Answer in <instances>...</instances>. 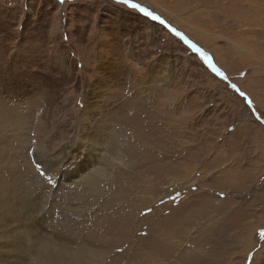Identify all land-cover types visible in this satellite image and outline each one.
Masks as SVG:
<instances>
[{"label":"rangeland","instance_id":"rangeland-1","mask_svg":"<svg viewBox=\"0 0 264 264\" xmlns=\"http://www.w3.org/2000/svg\"><path fill=\"white\" fill-rule=\"evenodd\" d=\"M134 2L165 24L117 0H0V203L49 215L19 264H264V0ZM119 179L105 212L93 193Z\"/></svg>","mask_w":264,"mask_h":264},{"label":"bare ground","instance_id":"bare-ground-1","mask_svg":"<svg viewBox=\"0 0 264 264\" xmlns=\"http://www.w3.org/2000/svg\"><path fill=\"white\" fill-rule=\"evenodd\" d=\"M251 22L253 23L257 22V20L255 21L252 20ZM125 140L126 139L122 138L117 132H116V135L112 134V140H111L112 147L114 148V150L115 149L117 150V151L115 150V156L122 155L121 153L122 150L124 151V148L127 147V145H124ZM88 144L90 147H92L93 143L90 142ZM48 153H49L48 151L44 153V158H45L44 160L46 161L41 162L44 172L50 171L52 167L51 162L48 161V157H47ZM87 154H88V157H90L91 151L88 150ZM105 162L111 164L109 159H107ZM119 165H122V164H119ZM118 184L120 185L119 194L116 192L115 194L110 193L109 191L110 189L108 190L107 188L106 189L103 188L101 189V191H98L97 193H93V196H94L93 201L98 202L99 198H103L106 200V201L101 202V204L99 205V206H102L101 209L103 211L105 212L108 211L109 209H111V207L109 208V205H113L114 201L124 197V195L121 193V190L127 187L126 182L124 179H119ZM88 194L90 195L91 193H88ZM84 196H86V193ZM6 202H8L7 197L3 198V201L0 203L2 205L1 207H4L6 209L8 208L4 215L6 216L5 218L2 215V213L4 212H0V264H19L21 259L27 258L29 255H35L37 253L36 250L34 251L33 244L35 243L34 239L36 238L35 234L37 232L36 226L38 224L37 223L38 221L36 220L37 216H34V215L36 214V212H38L41 218L40 219L41 221H44L46 218L49 217V215L47 217V213L43 210H40L39 207H36V204H34L33 202L24 203L20 211L19 209L16 210L14 206H11V207L4 206ZM7 213L12 215L11 218L8 217ZM153 246H155V244ZM39 252H40V255L38 256L37 259H32L31 264H36L37 262H38L37 264H77L78 256L72 257L68 253H65L64 251L60 250V248H56L54 252H50V255L49 253H47L49 255L48 258L46 255L47 251L45 252V249ZM149 261H153L152 263H156L157 259L152 258ZM111 262H115L113 258L111 259ZM126 262H128V260H126ZM140 262L142 261H139L138 263Z\"/></svg>","mask_w":264,"mask_h":264},{"label":"snow or ice","instance_id":"snow-or-ice-1","mask_svg":"<svg viewBox=\"0 0 264 264\" xmlns=\"http://www.w3.org/2000/svg\"><path fill=\"white\" fill-rule=\"evenodd\" d=\"M118 3L125 5L129 7L132 10L138 11L139 13L143 14L147 18H151L153 21H159L162 25L165 24V21L160 18L159 15L153 13L152 11H149L146 7L142 6L139 3L134 2V0H117ZM169 31H171L176 36H181V34L176 31L174 28H171L169 26ZM188 43H191L190 41H187ZM192 47H195V45H192ZM199 49V48H197ZM200 50V49H199ZM208 59V58H207ZM212 67L215 68V65L212 64V61L208 59ZM209 64V63H208ZM217 71L219 69L215 68ZM217 71H215L217 73ZM235 88V86H233ZM242 96L245 95L244 93H240Z\"/></svg>","mask_w":264,"mask_h":264},{"label":"water","instance_id":"water-1","mask_svg":"<svg viewBox=\"0 0 264 264\" xmlns=\"http://www.w3.org/2000/svg\"><path fill=\"white\" fill-rule=\"evenodd\" d=\"M234 89L237 90L236 87Z\"/></svg>","mask_w":264,"mask_h":264}]
</instances>
